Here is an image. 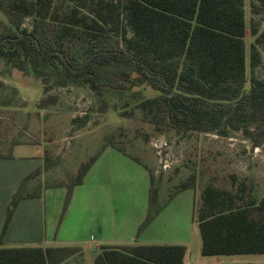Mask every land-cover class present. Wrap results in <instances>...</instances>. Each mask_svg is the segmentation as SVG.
I'll list each match as a JSON object with an SVG mask.
<instances>
[{"label": "trees", "instance_id": "1", "mask_svg": "<svg viewBox=\"0 0 264 264\" xmlns=\"http://www.w3.org/2000/svg\"><path fill=\"white\" fill-rule=\"evenodd\" d=\"M249 11L247 25L245 0H0V61L41 82L39 110L56 106L60 89L84 88L100 101L99 112L138 114L158 134L226 138L238 133L255 149L264 144V80L256 73L264 55V0H249ZM141 86L157 95L133 91ZM88 122L84 114L72 126L81 130ZM18 144L4 152L0 139V159L12 158ZM106 148L142 165L108 141L78 165L67 183L45 186L37 179L54 162L44 151L43 168L24 177L11 197L0 235V264H73L83 256L73 246L6 248L3 238L18 204L40 198L47 188L66 191L61 221L74 189ZM143 167L148 203L134 240L202 177L191 174L162 202L161 178ZM193 219L203 257L264 254V195L258 196L251 178L211 175ZM185 254L183 245L100 246L92 264H183Z\"/></svg>", "mask_w": 264, "mask_h": 264}, {"label": "rangeland", "instance_id": "2", "mask_svg": "<svg viewBox=\"0 0 264 264\" xmlns=\"http://www.w3.org/2000/svg\"><path fill=\"white\" fill-rule=\"evenodd\" d=\"M245 15L249 25V0H245ZM263 29L264 18L260 31ZM244 41L248 52L252 42L249 34ZM256 73L264 80V55ZM137 90L146 97L157 95L149 87L133 89ZM56 93L60 95L59 103L47 110H39L37 104L43 96L41 82L32 76H23L18 71L10 70L0 61V139L4 152L15 142L43 145L44 151L54 162V167L45 172L41 182L48 186L61 181L67 183L81 162L111 141L126 154L138 158L156 179L161 178L162 202L167 201L174 186L188 176L195 173L199 178L202 175L193 190L178 194L153 225L143 230L134 242L126 243L184 245L187 247L184 264H213V258L200 254L201 239L197 222L193 219L202 185L211 175L235 173L251 178L258 196H263L264 144L253 149L238 133L226 138L196 133L185 137L158 134L151 125L142 122L138 114L121 117L112 109L105 113L99 112L100 101L84 88L70 87ZM84 114L88 115V124L81 130L74 129L72 120ZM110 150L113 158L108 181L101 175H89L84 189H78L76 193V200L83 211L81 218L78 213L77 218H71L70 214L69 222L77 225L80 220L85 222L88 231L83 233L86 236L91 233L92 237L102 235L124 241L135 239L147 211L148 172L115 149ZM165 165L168 167L165 168ZM101 185L108 186L107 193L102 189L93 191L94 187ZM65 192L64 188L51 191L54 196L48 199L49 213L54 209L60 210ZM91 196L99 200L97 215H93L94 210L92 213L89 207ZM96 224L101 227L100 230ZM86 243L74 244L83 249L85 256H76L73 264H92L97 249L92 242ZM218 258L221 261L218 264H264V254Z\"/></svg>", "mask_w": 264, "mask_h": 264}, {"label": "crops", "instance_id": "3", "mask_svg": "<svg viewBox=\"0 0 264 264\" xmlns=\"http://www.w3.org/2000/svg\"><path fill=\"white\" fill-rule=\"evenodd\" d=\"M44 146L43 145H32L29 143H20L13 147L12 149V158L10 159H0V235L5 221V216L7 208L9 206L11 197L16 191L18 186L24 177L35 171L36 169H42L44 166ZM110 148H106L93 164L89 172L87 173L83 183L76 187L71 196L67 210L60 221V213L62 205L59 211L52 210L49 213L48 209V199L52 198L54 194H51V191L59 188H50L47 190H42L40 198L27 199L21 201L12 216V219L5 231L3 238V247L12 248V247H65V246H74V244L80 242L88 244L92 242L95 248L98 251L100 246H122L129 245L128 241L134 242V239L129 240H119L118 238L112 237L108 238L107 236L101 237H92L93 234L86 236L88 231L87 224L80 220L79 225L71 224L69 222V217L77 218V213L80 214L81 218V207L78 205L76 200V193L78 189H84L85 182L87 181L89 175H101L108 181L109 172L112 168V156ZM50 171V170H49ZM47 171V172H49ZM45 172L42 171L40 177L37 179L38 182L43 181ZM42 178V180H41ZM93 191L102 189L106 191L108 186L101 185L93 188ZM186 192V191H184ZM81 193V192H80ZM183 193V192H182ZM66 194V192H65ZM64 194V197H65ZM61 197V195H60ZM105 196H103V201L105 204ZM175 198V197H174ZM173 198V199H174ZM172 201L165 207V209L160 213L158 217L149 225L159 219L166 211L168 206L173 202ZM64 200V198H63ZM89 207L93 215H97V210L99 206L98 198H93L92 196L88 200ZM90 219V224H92V217ZM145 217V216H144ZM144 219V218H143ZM142 219V220H143ZM96 226L101 229V227L96 224ZM148 227V228H149ZM175 245V244H170ZM87 246V245H86ZM184 246V245H183ZM88 247V246H87ZM186 247V246H185ZM79 248V247H78ZM82 254L84 251L82 248ZM96 255V253H95ZM187 255L184 257L183 264L185 262ZM85 256V255H84ZM95 257V256H94ZM212 258V257H211ZM221 261L219 258H213V264H218Z\"/></svg>", "mask_w": 264, "mask_h": 264}, {"label": "built area", "instance_id": "4", "mask_svg": "<svg viewBox=\"0 0 264 264\" xmlns=\"http://www.w3.org/2000/svg\"><path fill=\"white\" fill-rule=\"evenodd\" d=\"M164 167L167 168L168 166L165 165ZM165 168H164V169H165Z\"/></svg>", "mask_w": 264, "mask_h": 264}]
</instances>
